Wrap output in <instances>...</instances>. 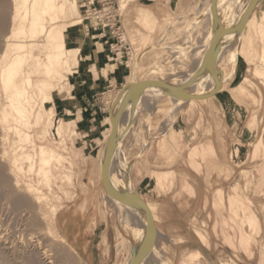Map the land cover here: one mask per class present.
<instances>
[{"label":"rangeland","instance_id":"rangeland-1","mask_svg":"<svg viewBox=\"0 0 264 264\" xmlns=\"http://www.w3.org/2000/svg\"><path fill=\"white\" fill-rule=\"evenodd\" d=\"M160 1L162 2L163 0ZM199 1L170 0L174 5L173 11L169 12L159 23H156L155 20L145 23L143 22V17L140 20L142 25L151 32L156 31V34L152 33L149 37H144L142 45L131 47L133 53L131 50L130 55H127L125 49L124 51L122 50L120 43L116 48L106 50V41L118 38L117 34H113L108 30L106 36H102L100 31L90 32V34L87 31L88 38L86 37V39L90 45L98 51H106L111 58L115 59L113 62H116L117 67L120 68V73L116 74V71H114L112 73L113 76H110L106 84L103 83L104 80L101 76L102 87L97 92L94 89L89 92L92 83L99 86L98 82L91 81L92 68L89 61H91L92 56L89 53L88 56H84V58L89 60L87 67H79L76 73L67 74L66 80L61 84V86L66 87L63 94L60 93L61 86L50 91L54 96L53 100L50 101L54 110L53 119L63 117L64 119L72 120V125H66L68 132L62 136H58L52 130L47 131L46 136L41 140L51 145H58L59 150L69 155L74 162L75 186L63 183L65 189L74 190L76 194L83 191L87 192L88 195H99L100 200L105 203L108 213L111 214L112 219L118 227L117 236H119L115 241L119 257L117 264H134L132 260L136 258L142 247L137 244L132 231L127 232L121 225L122 219L119 208L113 200L112 186L108 184L107 178L104 181V165L108 168V157L111 154H115L118 146H120L126 161L123 164L122 172H120L122 174H119L123 180L118 183L117 187L122 188L129 194L131 199H125L128 205L134 208L141 205L138 207L139 209L144 205L145 207L150 205L151 212L156 221V208L150 202H144L135 186V169H132L133 162L128 161V156L137 147H139L140 156L142 153H148L155 148H159L164 153L168 150H175V155L178 156L181 151L180 137L183 135L181 130L182 123L180 120V124L178 122L179 116H183L188 121V134L191 136L190 138L193 137V143L197 144L194 147L199 149L205 147L203 153L198 157L199 163L204 162L207 164L213 160L215 150L212 143L208 142V140L211 135H216L215 131H217L219 143L225 146L227 159H231L236 164L244 163L240 168L236 167L234 172L229 168L226 170L225 176L229 177L224 190L226 195L234 192L233 186L237 185V191L246 195L251 200V202L249 201V206L256 215L255 205H257L259 210L264 211V146L260 147L259 151L255 148L254 154L258 152V155L256 157L254 155L256 162L252 165L257 164V166L252 169L249 168V165H251L249 146L251 144L255 145L260 139L264 141V76H259L256 73L257 68H261L264 71V59L261 57L263 44L253 27L251 28L253 35L251 40L247 39L249 35L248 30L240 32V28L243 26L244 29V25L248 24L254 12L259 17L261 16L264 11V0H227L226 4H224L226 12H228L226 22L230 24L235 21V23H232L230 26L227 24L229 26L227 27L221 22L227 28L215 29L213 39L217 47L220 48L222 47L224 38H231L230 47H226V50L238 47L235 50L237 62L234 64V62L225 59L221 64L225 79L217 81L214 85L208 83V88L204 87L196 92L193 87L198 82V74H201L202 79L207 83L203 62L205 61L209 65L212 64L209 50H205V53L206 51L207 53L203 54V52L199 54L200 56L194 54L196 51L199 52L204 49V47L201 49V39L204 35H208L209 29L212 28L211 20L207 21L208 10L203 14L193 15L192 13V9ZM125 8L119 9V13L121 14L124 30L123 35L125 34L128 41V35L123 22ZM239 16L241 19L239 18L238 20L237 17ZM84 22L86 24V21ZM95 35H97L96 38L94 37ZM178 45H181V48L178 49L176 47ZM246 47L254 48L253 57H249V54L246 55ZM208 55L210 58L206 59L205 56ZM213 64L215 66L219 65L214 62ZM174 77L178 82L173 80ZM182 78L184 79L182 80ZM140 79L141 81H139ZM138 82H141V86L137 85ZM167 82L169 83L167 84ZM121 83H123L122 86ZM133 83H136V85L134 84L135 87L131 91L142 94L140 100L137 102V107H134L132 100L128 98L129 89L114 109L115 99L118 94L123 88ZM175 83L180 85H175ZM81 84L85 86V89L82 88ZM164 84L167 85L168 90L172 86L173 94L172 90H170L171 93L168 91V93L156 91L159 89L158 87L163 88L162 85ZM241 85L245 86V89L242 91L240 88L237 89ZM151 86H156L157 89L149 90L148 87ZM187 89L189 92H187ZM85 92L86 94L83 96L82 94ZM190 92L191 94H189ZM157 93L159 94L157 95ZM160 93L162 94L160 95ZM184 93L185 97H187L186 93L188 94L187 98H184ZM174 94L177 95L176 99L181 97L180 102L175 100ZM181 95H183V98ZM55 96H58L60 99L72 97L76 105L71 106V111H68L65 104L57 106ZM191 99L193 102L189 104ZM251 114H257V118L254 116L249 124ZM105 120H108L109 125L100 129L97 121L104 122ZM115 121H121L123 125L118 131L117 140L111 145V133L113 130L111 122ZM212 125L213 129L211 128ZM99 129L101 133L96 136L95 132ZM34 130L38 135L44 134L43 126ZM73 130L76 132H73ZM12 138L14 139V136ZM60 145L66 147L67 150L63 151ZM231 151L232 154H230ZM100 162L102 163V175L99 172ZM200 169L201 163L196 170L201 171ZM169 172V177L165 178L162 182H158V184H163L173 179L175 172ZM180 181L182 189L192 194L193 187L185 174L180 176ZM234 183L235 185L232 186ZM129 186L133 187V190H130L131 187ZM213 191V189L210 190V193H213ZM57 195L60 196L59 202L63 205L69 204L71 201L61 190L57 189ZM254 195L255 200L253 199ZM4 199V197H0V264H88L84 260H81L80 256L68 248L67 245L65 246V243L53 242L48 238L47 240L41 239L40 244L42 246L43 243V247L47 249L51 248L50 253L52 254V262L54 263L45 259L40 252H36L34 244H32L33 241L29 238L31 234H35V232L37 234L40 231L42 227L40 217L37 216L33 209L15 207L12 203H9V200L6 199L4 201ZM132 199L137 201V204ZM32 211H34L33 214ZM219 212H223L224 214V216H221V219H223L226 231H231L232 235L236 238L239 235L238 225L232 218H229L227 208H223ZM225 218L227 219L226 222ZM236 219L241 220V216H238ZM30 222L33 224L32 226ZM38 225L39 227H37ZM245 227L253 232L254 235L259 234L261 229L260 218L258 227L250 228V226L246 225ZM248 230L247 232L249 233ZM199 234L203 233L199 232ZM249 234L252 237L251 242H255L254 236L251 233ZM152 236L153 234L148 232L150 244H152ZM161 237L162 234L159 233L158 244L155 248L157 249L156 253L163 257L159 248ZM205 242H207V238ZM118 245L122 247L119 246V248ZM143 252H146V250ZM180 262L178 264H181ZM228 262L226 261L224 264H233L231 261ZM155 264H159V261ZM166 264L171 263L166 262Z\"/></svg>","mask_w":264,"mask_h":264},{"label":"bare ground","instance_id":"bare-ground-1","mask_svg":"<svg viewBox=\"0 0 264 264\" xmlns=\"http://www.w3.org/2000/svg\"><path fill=\"white\" fill-rule=\"evenodd\" d=\"M130 1L119 0V9L125 8ZM226 2L227 0H200L192 9L193 15L203 14L208 10L207 21L211 20L212 24V28L208 32L209 34L204 35L201 39V49L203 47L204 49L194 53L195 55L202 54L203 52V54H206L207 51L205 53V50H209L212 60V64L210 65L205 61L203 62L207 83L202 79V75L198 74V82L193 87L196 92L204 87L208 88V83L214 85L217 81L225 79L223 70L221 69V64L225 59L234 62V64L237 62L235 50L238 47L226 50V47H230L231 38H224V42L220 48L217 47L213 39L215 29H224L235 23V21L230 24L226 22L228 16L226 6L224 5ZM240 16L237 17L238 20ZM152 21L149 16H144L143 18V22L145 23ZM221 22L225 26L227 24L229 26L225 27ZM252 27L262 41L263 50L261 57L264 59V11L260 17L254 12L248 24L244 25V29L242 26L240 28L241 31L240 29L239 31L244 32L248 30L249 35L247 39L251 40L253 37L251 33ZM0 37V195L5 198L4 201L6 199L9 200V203H12L15 207L33 209L37 216L40 217L42 221L40 231L37 234L36 232L35 234H31L29 238L32 239L36 252H40L45 259L52 262L51 248L47 249L43 247V243L42 246L40 244V240L43 238L44 240L48 238L53 242L65 243L64 245H67L74 253L77 254V252L61 235L57 227L56 218L57 212L64 206L59 202L60 196L57 195V189L63 191L66 197L70 199L76 194L74 190H67L63 185V183H68L71 186H75L74 162L69 155L59 150L58 145H51L41 140L46 136L47 131L52 130L58 136H62L68 132L66 125H72V120L64 119L63 117L53 119L54 110L50 101L53 100L54 96L50 91L61 86L64 80H66L67 74L76 73L79 69V63L82 66H87L88 59L84 58V56L89 53L92 54V60L97 68L103 69V80L114 71H116V74L120 73V68L117 67L116 62H113L115 59L111 58L106 51H98L87 41V27L84 22L80 0H0ZM94 37L96 38L97 35ZM122 39H126L125 34L122 38L106 41V50L108 51L119 46ZM176 47L179 49L181 45ZM253 52L254 48H245V53L246 55L249 54V57L254 56ZM224 54L226 55L224 56ZM205 57L206 59L210 58L209 55ZM213 62L219 65L215 66ZM256 73L259 76H264V71L261 68H257ZM173 80L176 81L177 79L174 77ZM156 86L148 88L149 90H154L157 89ZM162 87H158L159 89L156 91L170 92L172 90V86H170V90H168L165 84ZM239 88L242 91L245 89V86L241 85L237 87V89ZM60 89V93L63 94L66 87L61 86ZM183 95L184 98L188 97L187 93V97H185V93ZM183 95H181L182 98ZM141 96V93L131 91V89L128 91V98L132 100L134 107H137V102ZM175 97L177 98V95L174 94ZM176 98L177 102L181 101V97L179 99ZM55 101L57 106L65 104L68 111H71V106L76 105L72 97L60 99L58 96H55ZM191 102H193L192 99L189 104ZM115 122L119 124L120 130L123 123L121 121ZM115 122H111L112 129ZM97 123L100 129L109 125L108 120L104 122L97 121ZM41 126L44 127V134L38 135L34 129ZM100 129L96 130V136L101 133ZM73 132L76 131L73 130ZM13 136L14 139L12 138ZM262 146H264V141L260 139L255 148L259 151V148ZM62 148L63 151L67 150L64 146ZM203 149L193 147L190 151L189 161L195 169L199 168L198 157L203 153ZM257 153L254 154L255 157L258 155ZM108 158V168L104 165V181L107 178L108 184L112 186L113 200L119 208L122 227L127 232L132 231L137 244L142 247L136 258L132 260L133 263L155 264L159 261V264H166L164 257L156 253L157 249L155 247L151 249L152 244L148 241V232L151 234L155 233L146 215V209L148 208L151 211V206L147 205L145 207L143 204L144 206L139 209L138 207L141 205L137 208L128 205L125 199L130 198L129 194L122 188L117 187L118 183L123 180L119 174H122L120 172H122L123 164L126 161L121 147L118 146L117 152L111 154ZM99 172L102 175V163L100 164ZM169 174L170 172L154 171L153 177L158 183L169 177ZM233 188L234 192L228 193V195H226L223 188L216 189L214 206L218 210L227 208L229 218H232L238 225L240 244L250 254L249 245L252 243V237L245 230L247 227L244 228V226H250V228L258 227L259 218L249 206V201L251 202V200L246 195L237 191V185L233 186ZM130 190H133V187ZM132 200L137 204V201ZM18 211L20 212V210ZM34 211H32V214ZM238 216H241V220L236 219ZM159 233H161L160 230ZM200 235L202 237L201 240L203 242L206 241L205 235ZM226 237L230 240L228 234ZM120 244L122 243L120 242ZM119 246L122 247L121 245ZM144 250L146 252H143ZM199 258V252H192L189 255H185L180 263L196 264ZM80 259L83 260L81 257Z\"/></svg>","mask_w":264,"mask_h":264},{"label":"crops","instance_id":"crops-1","mask_svg":"<svg viewBox=\"0 0 264 264\" xmlns=\"http://www.w3.org/2000/svg\"><path fill=\"white\" fill-rule=\"evenodd\" d=\"M173 6L170 0L130 1L124 9L123 16L128 44L131 47L142 45L144 37H149L152 33L156 34V31L151 32L142 25L140 20L144 16H149L159 23L173 11ZM91 61H89L92 68L91 81L98 82L99 86L92 83L89 92L92 89L97 92L102 87L103 69L97 68L92 59ZM79 67L87 66L79 64ZM112 73L105 77L103 83L106 84ZM81 86L85 89V86L82 84ZM85 94L86 92L82 95ZM254 116L257 118V114L250 115L249 124ZM179 120L184 125L181 124L183 135L180 137L181 151L178 156L175 155V150L164 153L159 148L142 153L140 156L139 147L128 156V161L133 162L134 182L140 196L144 202H150L156 208L155 222L162 234L159 248L164 260L167 263L178 264L183 256L199 252L200 258L196 264H224L226 261H231L233 264H264V211L259 210L255 205V211L261 221V229L259 234L254 235L247 228L255 239V242L249 245L250 254H248L240 244L239 235L235 238L231 231H226L221 219L224 214L214 206V191L218 188L225 190L229 179L225 176L226 170L229 168L234 172L236 167L240 168L244 163L236 164L231 159H227L225 146L219 143V136L215 131L216 135H211L208 140L215 150L213 160L207 164L200 162L201 171L194 169L189 161V153L197 144L193 143V137L190 138L188 134V121L183 116H179L178 122ZM211 128L213 129V125ZM255 145L249 146L250 169L257 166V164L252 165L256 162ZM154 171L175 173L170 181L158 184L153 177ZM183 174L193 187L192 194L182 189L180 176ZM212 189L214 191L210 193ZM253 199L255 200V195ZM56 218L61 235L85 262L117 264L119 257L115 241L118 237V227L99 195H88L87 192L80 191L69 204L59 209ZM199 232L206 236L207 242L201 240ZM227 234L231 237L230 240L227 239Z\"/></svg>","mask_w":264,"mask_h":264},{"label":"built area","instance_id":"built-area-1","mask_svg":"<svg viewBox=\"0 0 264 264\" xmlns=\"http://www.w3.org/2000/svg\"><path fill=\"white\" fill-rule=\"evenodd\" d=\"M80 2L89 34L100 31L102 36H106L109 30L111 33L117 34L118 38H122L124 30L119 13V0H80ZM120 44L122 50L125 49L127 55H130L132 49L128 41L122 39Z\"/></svg>","mask_w":264,"mask_h":264},{"label":"water","instance_id":"water-1","mask_svg":"<svg viewBox=\"0 0 264 264\" xmlns=\"http://www.w3.org/2000/svg\"><path fill=\"white\" fill-rule=\"evenodd\" d=\"M134 84L136 85V83H133L132 85L126 86L125 88H123L121 90V92L118 94V96L115 99L114 109L118 106V104L120 103V101L122 100V98L125 96V94L127 93V91L129 89H132L133 87H135ZM137 85L138 86H141V82H138ZM138 86H136V87H138ZM118 130H119V124L115 122L113 124V130H112V133H111V145H113L115 143V141L117 140V138H118ZM146 215H147V220L149 221V223H151V225L153 226V228L155 230V233L152 236V246H151V249H153L158 244V240H159V230H158L157 223L154 220L153 214L150 211V209H148V208L146 209Z\"/></svg>","mask_w":264,"mask_h":264}]
</instances>
